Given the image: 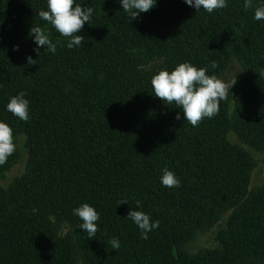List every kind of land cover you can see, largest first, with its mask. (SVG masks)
<instances>
[{
  "label": "trees",
  "instance_id": "16d2710c",
  "mask_svg": "<svg viewBox=\"0 0 264 264\" xmlns=\"http://www.w3.org/2000/svg\"><path fill=\"white\" fill-rule=\"evenodd\" d=\"M226 2L208 13L156 0L130 19L120 0H74L93 16L76 33L85 40L69 49L38 15L47 0H0V122L15 145L24 139L27 156L24 172L0 184V264H264V182L249 188L253 160L228 140L233 131L264 150V20L254 19L264 0L248 9L245 0ZM32 26L48 32L55 54L34 51ZM233 60L244 73L231 113L221 101L218 115L193 127L154 96L161 70L188 62L218 76ZM22 91L26 122L6 107ZM16 159L15 150L0 180ZM164 168L178 188L162 185ZM85 203L100 216L91 239L73 213ZM130 210L159 221L148 239ZM225 215L214 248L187 250Z\"/></svg>",
  "mask_w": 264,
  "mask_h": 264
},
{
  "label": "clouds",
  "instance_id": "9594fccd",
  "mask_svg": "<svg viewBox=\"0 0 264 264\" xmlns=\"http://www.w3.org/2000/svg\"><path fill=\"white\" fill-rule=\"evenodd\" d=\"M122 8L128 14L130 19H137L140 13L148 12L155 6L156 0H120ZM184 2L195 8L197 11L201 8L208 13L214 10L226 8V0H184ZM245 9L253 8V0H245ZM47 9L41 10L38 15L48 22L61 36L69 38L67 47L72 49L74 46H80L85 40L82 35H77L84 24L92 19L93 8L82 7L74 4V0H47ZM254 19L264 20V6L255 7ZM29 35L34 38L37 46L34 51L40 47L46 48L47 51L55 54L57 45L53 43L48 32L40 26H32ZM13 50H17L14 46ZM39 53V52H38ZM29 65L35 64V60L30 56L27 57ZM212 68H217L216 61L211 62ZM206 68H197L188 62L180 63L171 72L161 70L151 79V86L154 96L158 97L167 105L175 104L177 108L183 111L184 119L193 127H196L205 118H213L218 115L220 103L227 99L230 89L236 84V72L227 74L223 78L215 75H208ZM26 93L20 92L10 98L7 103V111L18 117L22 121L29 120V101L25 99ZM180 114L177 113L176 119L179 120ZM16 150L13 142V132L11 127L0 122V166L7 162ZM161 176V183L167 188H178L180 180L175 174L164 168ZM127 203L121 199L119 204ZM140 202L137 201L139 207ZM74 215L78 216L83 223L80 228L87 232L89 239L93 238L98 231L97 221L100 219L99 213L87 203L73 210ZM127 217L141 231V238L148 239V233L159 227V221H152L148 214L143 211L130 210ZM114 250L120 248L118 239L113 238L110 241Z\"/></svg>",
  "mask_w": 264,
  "mask_h": 264
},
{
  "label": "rangeland",
  "instance_id": "374dc122",
  "mask_svg": "<svg viewBox=\"0 0 264 264\" xmlns=\"http://www.w3.org/2000/svg\"><path fill=\"white\" fill-rule=\"evenodd\" d=\"M233 72H236L237 81L241 78L244 73L241 65L235 60H233L225 69V71L217 77L223 78L227 74H231ZM234 86L230 89L231 94L228 95L226 100L222 101L226 105L229 113L232 112L233 108L232 97L234 93ZM228 140L233 144L241 146L244 150L249 153L251 159L253 160L254 166L250 175L249 188L251 189L252 187L261 185L264 182V150L254 149L242 143L233 131L228 133ZM16 152L17 159L13 167L8 172H6L5 179L0 180V184L4 186L11 183L16 177H19L25 170L27 156L26 149L24 146V139L22 137L19 138L18 144L16 145ZM225 218L226 215L213 226L197 231L193 239L189 241L186 245L187 250H189L190 252H195L196 250L203 247L214 248L217 245L215 235ZM61 232H63V230H61Z\"/></svg>",
  "mask_w": 264,
  "mask_h": 264
}]
</instances>
